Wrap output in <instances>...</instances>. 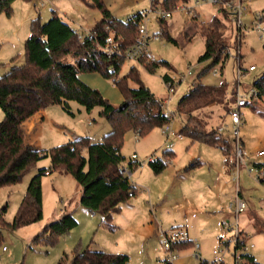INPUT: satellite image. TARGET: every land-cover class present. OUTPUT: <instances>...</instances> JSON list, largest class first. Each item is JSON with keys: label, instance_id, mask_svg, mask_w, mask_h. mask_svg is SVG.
<instances>
[{"label": "rangeland", "instance_id": "obj_1", "mask_svg": "<svg viewBox=\"0 0 264 264\" xmlns=\"http://www.w3.org/2000/svg\"><path fill=\"white\" fill-rule=\"evenodd\" d=\"M100 1L113 17L121 21L141 13L148 18V31L160 34L156 13L150 11L149 0ZM191 3L192 0L188 1V6ZM243 5L245 10L241 14L240 28L228 14L226 18L222 16L220 4L200 1L195 6V15L173 11L166 19L170 37L160 34L161 41L150 43L156 61H166L169 67L160 63L149 71L138 62L125 59L119 71V76H123L131 66L136 67L142 83L162 100L165 113L171 116L167 124L174 131H179L183 122L209 133L217 131L221 124L226 126L221 133L229 139L231 151L224 156L218 145L192 141L186 135L181 140L171 137L173 146L167 148L166 137L160 127L152 128L144 136L127 131L123 136L121 154L125 157V164L130 160L139 163L132 171L128 169L130 173L127 174L136 188L129 200L136 212H133V207L124 206L122 214H115L109 220L113 225L110 227L103 223L100 213L79 208L72 213L77 221L72 229L60 235L52 244L33 243V237L46 223L58 219L65 212L67 201L75 195L78 186L69 174L58 171L45 174L41 178V220L14 230H3L0 264H56L63 252L70 253L75 247L125 253L129 256L128 264H165L168 253L159 242L160 234L176 225L184 227L190 238L198 240L200 249L197 252L201 260L212 262V251L222 246L220 237L225 236L230 239V244L223 262L234 264V238L238 229L245 236L244 242L253 244L249 253L256 257L258 263L264 264V232H257L251 219L255 213L264 220V184L253 176L262 178L261 174H264L256 165L264 163V156H256L258 150L264 149V101L250 100L251 104L240 108L239 137L247 153L246 163L253 169V175L248 173L245 166H239L236 185L231 180L228 163L235 146L230 132L229 107L235 95H246L253 88L254 79L264 73V37L255 27L256 14L264 11V0H244ZM158 8L161 7L158 5ZM52 10L83 34L102 18L94 0H14L10 15L0 13L1 75L10 69L13 56H17L14 64H21L24 60V42L30 34L29 14L39 16L40 21L45 22ZM214 17L220 18L224 24L227 56L223 63L208 67L210 61L198 62L205 45L204 37L196 31L201 28V23H209ZM187 29L192 36L190 40L184 38ZM238 29L241 33L239 37ZM250 65H254L255 70L249 71ZM164 74H168L173 81L172 93L169 92L168 83L162 79ZM80 76L113 105L121 103L122 93L112 80L97 72H82ZM198 83L206 88L219 89L184 106L179 114V100ZM127 86L136 87L137 82L129 79ZM69 105L72 114L59 105L44 109L39 133L42 147L49 149L65 143L71 133L89 136L96 142L110 130L106 119L99 114V107L87 112L74 101H70ZM2 118L0 108V121ZM166 150L174 152V156L164 155ZM132 154L136 155L135 160L131 158ZM151 157L165 159L166 167L154 173L148 164ZM195 162L199 163L190 167L188 173L183 172L185 167ZM49 163L48 157L39 160L24 173L20 181L0 188V208L6 205V221L13 219L30 178L38 168L47 167ZM237 196L243 199L246 208L236 215L228 205ZM148 214L156 216V221L162 224L157 234L150 230L151 221L146 219ZM170 221L172 225L168 223ZM174 252L178 257L173 264H200L192 245Z\"/></svg>", "mask_w": 264, "mask_h": 264}, {"label": "trees", "instance_id": "obj_2", "mask_svg": "<svg viewBox=\"0 0 264 264\" xmlns=\"http://www.w3.org/2000/svg\"><path fill=\"white\" fill-rule=\"evenodd\" d=\"M13 1L0 0V13L10 15ZM179 1L188 0H161L155 1L154 4L159 3L162 9L173 10ZM94 4L101 10L102 18L90 29L93 38L79 39L76 29L54 10L45 22H41L39 16H35L30 20V34L24 42L23 62L14 64L17 56H13L10 69L0 74V108L3 113L0 121V188L20 181L24 173L39 160L47 157L50 160L49 166L38 168L30 178L11 221L4 219L6 205L0 208V241L3 230H14L41 220L43 214L41 178L55 171L71 175L81 188L80 205L91 212L100 213L103 216V223L113 227L109 223L112 215L136 192L130 177L119 173L125 161L121 154L124 134L131 130L138 132L139 136H144L152 128L161 127L171 120V116L164 111L162 100L139 79L135 66H131L126 74L119 76L120 67L126 59L123 52L133 44L142 14L136 13L126 21H121L113 17L100 0H94ZM220 11L226 18L228 14L226 9L221 6ZM262 19L264 20V11ZM158 23L160 34L170 37L166 19H158ZM200 26L196 32L204 37L205 48L198 57V62L210 61L208 67L223 63L227 56V43L222 20L214 17L209 23H201ZM109 30H114L122 36L119 42L120 54L109 55L102 49ZM240 34L238 29V37ZM191 37L187 29L184 38L190 40ZM262 49L264 52V38ZM138 63L149 71H153L160 63L169 67V63L163 60L146 62L141 58ZM82 72H97L112 80L122 93L121 103L113 105L99 90L83 82L79 78ZM129 79L135 80L137 86L128 87ZM162 79L167 82L170 76L164 74ZM252 87L255 90V98L251 101H264V73L254 79ZM217 89L219 88H206L199 83L196 84L179 100V114L184 106L193 104L201 96ZM70 101L76 102L87 112L95 107L100 108L99 114L110 126V130L100 141L95 142L89 136H81L49 149H37L25 143L23 121L50 105H59L72 114ZM250 102L248 104L252 103ZM179 133L188 136L192 141L218 145L224 155L232 149L229 139L218 130L209 133L183 122ZM223 145L227 146V150H223ZM167 154L170 157L174 156L171 150L164 151V155ZM198 163H192L185 167V170L188 171ZM148 164L157 174L166 167L167 161L151 157ZM138 165V162L130 160L126 167L132 171ZM256 165L259 171L264 173V163ZM262 175L259 181L264 184V174ZM253 219L256 231L264 232V220L255 215ZM76 224L73 214L64 212L58 219L46 223L33 237L32 242L52 244ZM242 243L240 239L237 240L234 248L238 249ZM191 245V242H184L175 248L180 250ZM243 256L246 259L245 264H260L258 261L253 262L249 254ZM199 261L200 264H214L213 261L201 259ZM128 262L129 256L125 253L75 247L70 253L63 252L56 264H128Z\"/></svg>", "mask_w": 264, "mask_h": 264}, {"label": "built area", "instance_id": "obj_3", "mask_svg": "<svg viewBox=\"0 0 264 264\" xmlns=\"http://www.w3.org/2000/svg\"><path fill=\"white\" fill-rule=\"evenodd\" d=\"M150 1V11H154L156 13V19H167L172 15L173 11H185L189 14H194L195 12V6L200 1H208L213 4H220L223 6L226 11L228 12V16L231 17L232 21H235L238 24V28H240L241 25V14L245 10V6L243 5L244 0H228L226 2L222 0H192L191 5L188 6V1H179L175 4L173 10H165L162 8H158L159 3L154 4L155 1H161V0H149ZM256 24L255 27L260 31L261 36L264 37V20L262 19V13L259 12L256 14ZM148 21V18H142L138 22L137 25V33L134 39L133 44L124 50V57L126 59H130L136 62H139V59L143 58L146 62H152L156 61V57L153 54V52L150 49V43L152 41H161L160 34L157 33H150L147 28L146 22ZM77 36L79 39H84L85 37L93 38V33L88 31L87 33L83 34L81 31L77 30ZM122 39V36L120 34H117L114 30H109L108 36L104 40V44L102 46V49L109 55L114 54H120L121 49L119 46V42ZM255 69L254 65H250L248 70L253 71ZM215 73V70H213ZM168 89L169 92H173V81L170 78L168 81ZM255 98V90L252 88L246 95H235L234 101L232 105L229 107V116L231 121V135L233 137V140L235 142V146L232 150V155L228 158V163L231 167V180L238 184L239 176H238V170L239 166L243 165L247 168V171L249 174L253 175V169L251 167H248L246 163L247 159V153L242 146V142L239 137V125L241 123L242 119V113L240 111V108L247 105L250 100ZM226 127V126H225ZM224 125H219L217 127V130L219 132H223L226 130ZM161 133L166 137V146L167 148H171L172 142L170 140L171 137H176L178 139L182 138V135L179 133V131H174L169 124H164L160 127ZM138 135V132L136 133ZM223 150H227V146L223 145ZM256 156H264V149H260L257 151ZM132 159H136V155H131ZM264 169V168H263ZM119 173L122 175H127L130 173L128 171L127 167L124 165L119 169ZM262 175V174H261ZM254 177L260 179V176L253 175ZM228 207L232 209L236 215L239 213H242L245 208L246 204L243 201V199L239 198L238 196L235 197L234 201L230 202ZM225 228L229 229L225 225ZM159 242L163 246L164 250L168 253L167 257L164 259L165 264H173L174 261L177 259L178 254H176L174 251L177 250L175 248L176 245L184 242H191L195 256L199 257L198 250L200 248V244L197 239H192L189 236L188 231L183 227H176L171 228L166 231L161 232L160 234ZM241 240L242 245L235 249L234 253V264H245V257L244 254H249V249L253 247V244L247 245L243 239L245 240V236L243 233L238 231L236 229L235 238H234V247L237 240ZM220 243L222 246L218 247L217 249H214L212 251L214 260V264H221L223 262V258L225 255V252L228 250V246L230 244V239H226L225 236L220 237ZM5 249V247H3ZM252 261L257 262V259L255 256L251 255Z\"/></svg>", "mask_w": 264, "mask_h": 264}, {"label": "crops", "instance_id": "obj_4", "mask_svg": "<svg viewBox=\"0 0 264 264\" xmlns=\"http://www.w3.org/2000/svg\"><path fill=\"white\" fill-rule=\"evenodd\" d=\"M35 17V15L34 14H29V16H28V18H29V21L32 19V18H34ZM27 19V18H26ZM26 19H24L25 21H26ZM255 70V69H254ZM79 78L83 81V82H85L84 80H83V78L80 76V74H79ZM87 85H89L87 82H85ZM90 86V85H89ZM122 100H123V97H122ZM121 100V101H122ZM51 106V105H50ZM49 107V106H48ZM47 108V107H46ZM45 108V109H46ZM44 119V109H42V110H40V111H38V112H36L35 114H33L32 116H30L29 118H27L25 121H23V123H22V129H23V132H24V141H25V143L26 144H29V145H32L34 148H37V149H46V148H44V147H42V143H41V140L39 139V133H40V130H41V128H42V120ZM79 137H81V136H78V135H75V134H73V133H71V135H70V138H69V140H71V139H77V138H79ZM182 138H183V136H182ZM181 138V139H182ZM181 139H179V140H181ZM221 150V149H220ZM231 151V150H230ZM222 152V151H221ZM173 154H174V152H173ZM222 154H223V152H222ZM224 155V154H223ZM225 156V155H224ZM135 160V159H134ZM133 161V160H132ZM126 165L127 164H125L124 163V166L126 167ZM183 172L184 173H188L189 172V170L188 171H186L185 170V168L183 169ZM71 176V175H70ZM238 185V184H237ZM80 194H81V188H80V186L78 185L77 187H76V192H75V195L72 197V198H70L68 201H67V203H68V206H67V208L65 209V212H70V213H73V211H75V210H77V209H79V208H84V207H82L81 205H80V203H79V199H80ZM131 199V198H130ZM129 199V200H130ZM242 199V198H241ZM129 200L127 201V202H125V203H123L122 205H121V207H120V209L117 211V212H115L113 215H112V217L115 215V214H122V211H123V207L124 206H127V208H130V207H133V209H134V205L133 204H131V203H129ZM42 204H43V201H42ZM86 209V208H85ZM146 209H147V206H146ZM245 211V210H244ZM243 211V212H244ZM133 212H136V210L134 209V211ZM258 216V215H256L255 213L254 214H252V222H253V224H254V219H253V216ZM112 217H111V220H112ZM259 217V216H258ZM156 216H153V214H148V218H146V219H150V221H151V223L149 224V227H150V230L152 231V232H155L156 234L158 233V232H160L161 231V229H162V224L161 223H159V222H157L156 221ZM259 218H261V217H259ZM174 221H176V220H174ZM170 225H172L171 223V221L170 222H168ZM174 225V224H173ZM176 227H182V226H180V225H176V226H172V227H170L169 229H171V228H176ZM184 228V227H183ZM168 230V229H167ZM241 233H243V232H241ZM200 249V248H199Z\"/></svg>", "mask_w": 264, "mask_h": 264}]
</instances>
